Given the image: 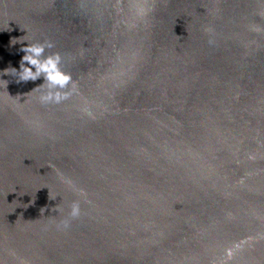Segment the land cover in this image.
Masks as SVG:
<instances>
[{
  "label": "water",
  "instance_id": "1",
  "mask_svg": "<svg viewBox=\"0 0 264 264\" xmlns=\"http://www.w3.org/2000/svg\"><path fill=\"white\" fill-rule=\"evenodd\" d=\"M0 264H264V0H0Z\"/></svg>",
  "mask_w": 264,
  "mask_h": 264
},
{
  "label": "clouds",
  "instance_id": "2",
  "mask_svg": "<svg viewBox=\"0 0 264 264\" xmlns=\"http://www.w3.org/2000/svg\"><path fill=\"white\" fill-rule=\"evenodd\" d=\"M47 47H52V45L49 43ZM21 50L25 55L20 62L19 79L27 82L29 80L35 81L43 76L45 82H47V91L41 95L40 102L43 104H59L69 99L76 90V85L72 81L71 74L60 68L61 56L56 53L45 57V45H28ZM33 68L35 71H33ZM13 70L16 72V69ZM5 73H7V69ZM70 84L71 88H69ZM80 214V203L74 201L71 205L69 218L62 222L63 227H68L70 220L78 218Z\"/></svg>",
  "mask_w": 264,
  "mask_h": 264
}]
</instances>
